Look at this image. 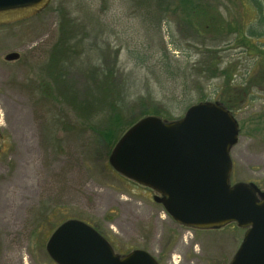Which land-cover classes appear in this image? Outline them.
<instances>
[{
  "label": "rangeland",
  "instance_id": "374dc122",
  "mask_svg": "<svg viewBox=\"0 0 264 264\" xmlns=\"http://www.w3.org/2000/svg\"><path fill=\"white\" fill-rule=\"evenodd\" d=\"M207 1L213 30L201 12L172 7L153 28L157 16L122 0H51L0 25V264H56L46 245L69 219L93 226L121 256L231 263L247 229L177 224L154 191L113 170L96 133L112 120L111 103L137 123L147 109L180 119L189 106L218 102L239 122L231 184L264 192V38L247 36L260 27L257 11L248 0ZM12 53L19 59L7 61ZM107 76L115 94L97 90ZM87 103L98 109L92 121Z\"/></svg>",
  "mask_w": 264,
  "mask_h": 264
},
{
  "label": "water",
  "instance_id": "95a60500",
  "mask_svg": "<svg viewBox=\"0 0 264 264\" xmlns=\"http://www.w3.org/2000/svg\"><path fill=\"white\" fill-rule=\"evenodd\" d=\"M51 0H0V25L43 11ZM17 53L6 56L16 61ZM239 122L218 102L191 106L167 121L147 116L118 140L109 164L121 176L154 191L174 221L197 230L237 224L247 229L230 264H264V192L255 184H231V151ZM3 137L0 130V147ZM46 251L56 264H159L144 250L125 256L93 226L70 219L50 236Z\"/></svg>",
  "mask_w": 264,
  "mask_h": 264
},
{
  "label": "trees",
  "instance_id": "16d2710c",
  "mask_svg": "<svg viewBox=\"0 0 264 264\" xmlns=\"http://www.w3.org/2000/svg\"><path fill=\"white\" fill-rule=\"evenodd\" d=\"M264 1V0H263ZM124 5L128 9H135L137 11V14L140 11H147L146 15L148 16H157V20L155 24L149 23L148 26L150 27H160V21L165 13L171 12L170 9L171 7L174 10H179L180 8H183L187 13L188 17L195 16L198 12H201L203 15V27L205 30H213L215 28V17L212 16L211 10L212 8L210 7L211 2L204 0L202 3H196L195 0H172V4L170 0H122ZM250 5L257 11L258 15V23L260 24V27L258 31L256 28L249 29L247 36L248 37H254V38H264V3L262 0H248ZM87 16H90V20L93 21V23L99 22L100 20L97 19L92 14H88ZM147 22V20H146ZM189 22H191L189 20ZM164 53H166V49H163ZM94 74L95 71H94ZM110 80V76L105 77L104 82H99L98 85H100L97 90L100 93H103V90L105 89L106 93H113L115 94L114 88L111 86V83L108 82ZM106 84V86H105ZM103 86V88H102ZM173 102L175 101L174 98L172 99ZM94 105V104H93ZM90 103H87V116H90L92 121L94 119V116L98 114V109H95ZM119 104H114L111 103L110 107L111 110L113 111V118L112 120H109L107 127H105L102 131L98 134L99 137L105 140L106 143V148L108 149V154L112 151L116 143L118 142L119 138L121 137V134L128 128L131 127L133 124L136 122H131V123H126V119L121 115V110L122 108L117 107ZM191 106L188 107V109ZM79 108L81 110H84V104H79ZM116 108L118 112H116ZM120 111V112H119ZM157 116L162 118L163 120L167 121H175L178 119H175L171 113L167 112L166 109H156V110H150L147 109V111H144V116ZM142 116V117H144ZM105 148V149H106ZM67 221V220H66Z\"/></svg>",
  "mask_w": 264,
  "mask_h": 264
}]
</instances>
